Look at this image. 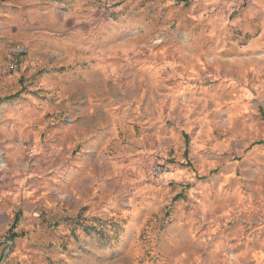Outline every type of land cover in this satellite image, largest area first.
I'll return each mask as SVG.
<instances>
[{"label": "rangeland", "instance_id": "rangeland-1", "mask_svg": "<svg viewBox=\"0 0 264 264\" xmlns=\"http://www.w3.org/2000/svg\"><path fill=\"white\" fill-rule=\"evenodd\" d=\"M37 1L29 28L4 20L0 117L39 107L0 133V264H264V0ZM252 53L260 69L243 65ZM87 86L98 96L85 115L98 110L116 170L100 168L72 201L35 188L15 213L10 166L58 170L43 150L75 126ZM157 164L194 180L166 183Z\"/></svg>", "mask_w": 264, "mask_h": 264}, {"label": "crops", "instance_id": "crops-1", "mask_svg": "<svg viewBox=\"0 0 264 264\" xmlns=\"http://www.w3.org/2000/svg\"><path fill=\"white\" fill-rule=\"evenodd\" d=\"M15 2H17L16 7L15 5L0 7V64L4 55V20L6 19L7 22L13 21L17 23L15 28L18 29L21 27L24 28V25L29 28L30 24L32 25L34 21L39 8L46 7V5L37 0H17ZM216 3L218 2H214L207 7L211 8L217 6ZM53 7L54 6L52 4H49L47 7V9L50 11V14H53L52 11L54 12ZM8 12L10 13L13 20L8 17ZM5 14L8 18H5ZM257 44L258 42L254 40L248 44L249 47L243 51H247L248 53L257 51ZM189 57L191 56L189 55ZM258 59L259 55L252 53L251 58L246 60V62H243V65L246 67L260 69V62ZM188 60L192 63L196 62V58H189ZM90 91L91 93L89 96V87L87 86L83 88L82 92L83 94H86L85 97H83V103L82 101L78 102V99H76L75 109L77 116L74 119L73 117L70 118V124H74L75 126L69 127V122L66 120L60 125L59 129L54 130L55 140H50L47 143V147L45 145L43 155H46L48 159H55L59 160L60 162V166L58 167L57 171L53 170V166L47 165L44 167L46 169L44 172L36 166L32 167L31 169H28V167L25 166H20V168L19 166L15 165L10 166L9 177L3 181L2 187L5 189L3 192V200H8L11 202L15 209V213L20 214L19 211L21 210V204L26 200V195L35 188H38L41 191L43 188H50L55 190L56 194H60L61 198L72 201L73 199L76 200L83 190L93 188V182L95 179L93 174L95 172H99L100 168L106 169L107 172L110 170H116V160L111 159L108 152V141L101 140L97 136L96 124L99 121L98 110L95 114H91L90 116L85 115L87 113L88 107L91 106L96 99L95 94L98 96L97 86L95 88L91 87ZM23 103L25 106H23L24 104L22 106H18V104H12L8 106L4 114L0 117L1 137L8 138L10 136L9 128L11 125L23 126L27 123V120L25 119V116L21 114L20 109H23L27 106H29V108L39 107L38 104L33 102H29L27 104V101H24ZM41 110L46 112V110L48 111V108L45 106ZM89 134L91 138L86 140V135ZM7 142H12V140H7ZM104 151L107 153L105 154ZM11 153H13L12 150ZM69 153H71V155L75 154L73 157L74 160L69 159ZM144 157L145 156H140V158ZM136 158H128V160H131V164L129 165L131 170H138V168L141 167L138 164L140 160H137ZM89 171L92 173L91 181L90 184H85L83 177ZM164 178L167 180L166 183H172L174 181L179 183V181L187 180L182 182L185 185H189V183H192L194 180V178L188 174V172L179 168L172 172L169 171V173L166 174ZM38 185L42 187H37ZM204 186L207 188L209 185L205 184ZM189 187L190 186H187L186 188ZM192 187L193 186H191V188ZM5 218L8 219L9 217L5 216ZM20 220L21 215H19L18 220L14 219V221L18 222H20ZM35 221H38V218H35ZM18 222L16 224L14 223V228L10 231V235L14 233L16 236L14 237L15 240H17V237H19L18 233L23 235V233H21L22 228H19L20 225H17L19 224ZM33 225H35V222Z\"/></svg>", "mask_w": 264, "mask_h": 264}, {"label": "built area", "instance_id": "built-area-1", "mask_svg": "<svg viewBox=\"0 0 264 264\" xmlns=\"http://www.w3.org/2000/svg\"><path fill=\"white\" fill-rule=\"evenodd\" d=\"M173 1L176 2V0H173ZM250 3H251V0H244L241 5H238L237 6V8H240V6H242L244 4H247L248 5ZM151 173L155 177H161V179H163V181L166 182L167 180L164 178V176L166 174H168L169 171L164 166H162L161 164H157V165L151 167ZM168 183H170V182H168Z\"/></svg>", "mask_w": 264, "mask_h": 264}, {"label": "trees", "instance_id": "trees-1", "mask_svg": "<svg viewBox=\"0 0 264 264\" xmlns=\"http://www.w3.org/2000/svg\"><path fill=\"white\" fill-rule=\"evenodd\" d=\"M14 237H16V236H14Z\"/></svg>", "mask_w": 264, "mask_h": 264}]
</instances>
